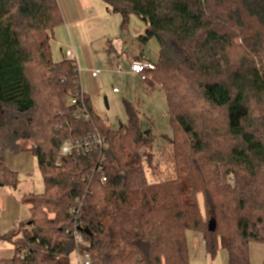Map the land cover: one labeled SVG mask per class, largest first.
<instances>
[{
    "label": "trees",
    "instance_id": "obj_1",
    "mask_svg": "<svg viewBox=\"0 0 264 264\" xmlns=\"http://www.w3.org/2000/svg\"><path fill=\"white\" fill-rule=\"evenodd\" d=\"M101 1L122 17V33L133 15L146 26L140 42L157 40L159 58L146 74L166 97L172 136L156 146L127 102L126 126L115 130L97 114L76 62L52 58L54 31L64 24L57 0H0V188L20 184L8 153H32L44 184L23 197L31 218L0 235L15 250L0 264H73V230L92 264H190L188 231L204 233L207 256L221 247L227 264H252L248 244L264 243V201L233 211L221 196L234 165L264 167L251 121L252 103L264 102V0ZM239 39L251 53L236 55ZM68 97L90 119H78ZM95 133L108 144L105 183L93 166L97 152L59 155L65 140ZM159 151L173 177L150 183L145 168L159 170ZM219 162L227 165L222 175Z\"/></svg>",
    "mask_w": 264,
    "mask_h": 264
},
{
    "label": "crops",
    "instance_id": "obj_2",
    "mask_svg": "<svg viewBox=\"0 0 264 264\" xmlns=\"http://www.w3.org/2000/svg\"><path fill=\"white\" fill-rule=\"evenodd\" d=\"M57 1L64 24L54 31V39L51 41L52 58L54 62L69 60L66 53H74L82 92L90 99L92 106L103 94L100 76L104 75V80L110 77L114 83L111 94H122L124 102L137 110L140 121L144 118V115L141 116V109L148 108V100L157 101L162 110H167L166 97L150 75L146 81H142L139 76L130 72V65L135 60L156 63L153 58L157 61L159 58L160 47L156 39H151L147 44L139 40L146 31V26L140 19L132 15L128 29L122 33V17L113 14L101 0ZM94 70H100L97 77L92 76ZM105 101L108 104V99ZM164 117H168V111H164ZM147 122L152 124L148 119ZM150 133L152 135V130ZM36 164L37 160L30 152L7 154L6 165L18 174L20 184L16 189L3 188V198H0V235L12 231L31 218V205L23 203V197L44 191V184L42 192L36 191V185L32 187L30 184L35 179ZM6 243L0 242V249ZM191 249L200 258L207 257L205 242L201 238L190 242V251Z\"/></svg>",
    "mask_w": 264,
    "mask_h": 264
},
{
    "label": "rangeland",
    "instance_id": "obj_3",
    "mask_svg": "<svg viewBox=\"0 0 264 264\" xmlns=\"http://www.w3.org/2000/svg\"><path fill=\"white\" fill-rule=\"evenodd\" d=\"M252 25L254 27V30L252 31L253 33L254 31L256 32L259 27L256 24ZM236 43L238 47V49H236L235 51L236 55L237 50L238 54L240 55L242 54L241 52L251 53L250 48L246 43H244L240 39L237 40ZM153 62H157L155 57L153 58ZM103 77L104 75L100 76V80L102 81L103 94L98 98V100L94 101L93 107H95L94 110L97 112V114L102 119H105L107 125L116 130L120 125H127L128 123L124 107V100L122 94H114V96L111 94L114 83L110 77H107L106 80H104ZM105 99H108V104L106 103ZM166 105L167 104L165 103V108L168 107V105L167 107ZM147 107V109H141V116L143 117L144 115V118H142L143 121H140L141 126L142 128L147 127L148 131L152 130V136L155 138V145H160V147L164 148L168 146V137L172 136L169 118L164 117V111H168V108L167 110H162L160 105L157 103V101L155 102V100H148ZM147 119L150 120L152 124H148ZM251 121L252 127L257 133V136L264 141V102L256 100L254 101V103H252ZM185 139L186 138H182V143L185 141ZM155 155L156 158L159 159V170L157 169L156 171L155 164L150 168L145 165L146 174L150 183H156L159 180L171 178V176L173 177L172 170L166 171V166L163 165V156H160V151ZM255 165L256 167L246 169L234 165L236 171L228 175L226 180H224L223 182V186L226 189L224 190L223 196H221V198H226L228 200L233 208V211H239V209H237V205L242 201L247 202L251 199H254L257 202L264 201V167L262 165H258L257 163ZM215 167H217L220 175H222L224 174L227 165L225 163L219 162L218 165H215ZM212 169L214 170L215 168L212 167ZM21 179H24V177H21ZM33 181H36V183H33ZM33 181L30 183L32 187L36 185V191L42 192L43 180L41 178L37 164L35 170V179H33ZM4 190L5 189L0 188V198H3ZM198 200L202 206L204 201L201 195L198 196ZM204 211L205 209L202 206V212L205 216ZM229 212H231V210ZM50 216L52 218L54 217V215ZM21 231L25 232V228L22 227ZM186 235L189 250L190 242L194 241L195 239L197 240L201 238L202 241L205 242L204 233L188 231ZM14 252L15 250L13 246L6 243L5 247H1L0 249V259H11L14 255ZM248 252L252 264H262V262H264V243L253 241L250 242L248 244ZM70 260L73 261L72 259ZM190 264H227V253L220 247L215 258H212L210 255L206 258H200L199 256H197V252L194 250L192 251L191 249Z\"/></svg>",
    "mask_w": 264,
    "mask_h": 264
},
{
    "label": "built area",
    "instance_id": "obj_4",
    "mask_svg": "<svg viewBox=\"0 0 264 264\" xmlns=\"http://www.w3.org/2000/svg\"><path fill=\"white\" fill-rule=\"evenodd\" d=\"M70 61H75V55L72 51L66 53ZM155 63L150 61H139L135 60L130 65V72L134 75L140 77L142 81L148 79L146 72L154 71ZM100 73V70H94L92 72L93 77H97ZM117 91V89H115ZM67 102L71 105L76 106V116L78 119L85 118L86 120L90 119V115L85 108L84 104H78L77 99L74 97H68ZM108 149V144L105 139L98 133L89 134L87 136H81L76 139L65 140L59 149V155L61 157H72L75 153L80 154H89L92 152H97L99 157L98 160L93 163L95 171L101 174V182H106V177L104 176L103 170V161H104V152ZM57 166L60 165V161L56 163ZM84 166H79L81 172L84 171ZM72 213H76L75 210H72ZM69 233V232H67ZM74 237L75 244L77 249L71 254L70 259H72L73 264H92V259L90 253L84 249L88 248V244L85 242L83 236L77 231L73 230L71 233Z\"/></svg>",
    "mask_w": 264,
    "mask_h": 264
}]
</instances>
